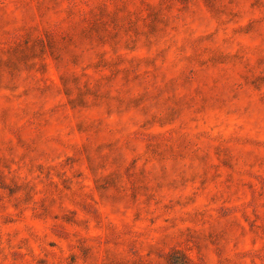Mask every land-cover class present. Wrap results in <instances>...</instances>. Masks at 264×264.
I'll list each match as a JSON object with an SVG mask.
<instances>
[{
	"label": "rangeland",
	"instance_id": "obj_1",
	"mask_svg": "<svg viewBox=\"0 0 264 264\" xmlns=\"http://www.w3.org/2000/svg\"><path fill=\"white\" fill-rule=\"evenodd\" d=\"M0 264H264V0H0Z\"/></svg>",
	"mask_w": 264,
	"mask_h": 264
}]
</instances>
